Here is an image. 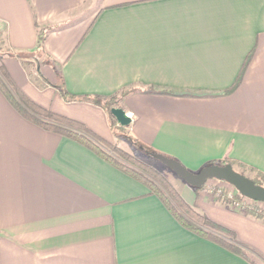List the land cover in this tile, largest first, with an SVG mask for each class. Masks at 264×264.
<instances>
[{"label": "crops", "instance_id": "0c3cea01", "mask_svg": "<svg viewBox=\"0 0 264 264\" xmlns=\"http://www.w3.org/2000/svg\"><path fill=\"white\" fill-rule=\"evenodd\" d=\"M0 30V63L42 106L114 141L108 112L59 86L129 89L119 104L129 136L191 170L230 158L264 173V0H0ZM16 52L35 54L24 55L31 69ZM173 185L264 261V216ZM0 264L254 263L185 227L84 141L25 117L0 88Z\"/></svg>", "mask_w": 264, "mask_h": 264}, {"label": "trees", "instance_id": "16d2710c", "mask_svg": "<svg viewBox=\"0 0 264 264\" xmlns=\"http://www.w3.org/2000/svg\"><path fill=\"white\" fill-rule=\"evenodd\" d=\"M1 34L2 31L0 30V35ZM45 36L46 29L40 28L38 31L36 50L38 54L43 51ZM1 44H3V40L0 36V45ZM16 53L21 58L24 55H35L33 52H30L29 54L20 52ZM239 81L240 78L231 89H233ZM59 87L62 96L66 100H85L102 106L108 112L111 122L115 124H117V120L112 114L111 109L114 106H119L121 99L130 92L129 89H126L117 95H112L109 97L99 94L76 95L70 93L63 85H60ZM0 88L10 100V102L14 105V107L18 109L25 117L47 129L84 141L109 161L130 172L134 176L142 179L154 193L158 194L162 198L175 217L185 227L201 236L225 246L226 248L252 260L254 264H257L256 260L252 258L250 249L235 238V234L232 230L211 219L206 213L200 211L196 205L187 202L162 172L140 161L131 153L103 138L101 135L90 129L82 121L57 113L33 100L27 93H25L20 87L12 82L4 65L1 63ZM117 127L124 128L121 125H118ZM120 134L124 137H127L130 143L135 145L139 150L150 157H152L151 152H158L154 148L142 143L138 139L129 136L127 132H120ZM210 163H231L233 166L240 165V163L230 158L211 160L208 161L207 164ZM241 172L244 173L243 171ZM251 178H253L256 183L264 185V173L255 171ZM242 198H245V196L237 191L233 197H226L225 199L228 201H235ZM249 210L258 216L264 215L263 213L258 212V206H255L253 209ZM259 264L264 263L261 262Z\"/></svg>", "mask_w": 264, "mask_h": 264}, {"label": "water", "instance_id": "95a60500", "mask_svg": "<svg viewBox=\"0 0 264 264\" xmlns=\"http://www.w3.org/2000/svg\"><path fill=\"white\" fill-rule=\"evenodd\" d=\"M111 112L121 126H128L132 122V117L120 106L112 107ZM151 156L171 168L191 186L201 188L209 179H218L233 185L243 196L264 203V185L256 183L253 178L237 170L231 163H210L195 171L164 153L151 152Z\"/></svg>", "mask_w": 264, "mask_h": 264}, {"label": "rangeland", "instance_id": "374dc122", "mask_svg": "<svg viewBox=\"0 0 264 264\" xmlns=\"http://www.w3.org/2000/svg\"><path fill=\"white\" fill-rule=\"evenodd\" d=\"M4 49H6L5 45L3 46V50ZM21 59H22V61L24 60L23 62H25L26 65H29L28 67L31 69V66L29 63H27L26 58L24 56H22ZM32 66L33 67L35 66V68L37 66V68H38V63L37 64L34 63ZM47 82H49V81H47ZM118 125H119L118 122H117V124L111 122L112 130L115 134L114 141L109 140L111 143L116 144L117 146L121 147L125 151H127V152L131 153L132 155H134L135 157H137L140 161H142V162L146 163L147 165H149V166L159 170L160 172H162L172 185H173V181H175L177 179H178V182L183 181V179L177 173H175L171 168L167 167L166 165L161 163L156 158L148 156L147 154H145L144 152L139 150L135 145L130 143L128 141L127 137H124L120 134V132L125 133L126 130L124 128H118L117 127ZM243 172L248 174L249 176L253 175V173H251L246 168L243 169ZM201 189H202V191H201L202 194L208 195L210 198H213L214 200H217V201H225L226 200L225 198L229 197L228 196L229 192L232 191L233 193H236L238 191L230 183H228L226 181L218 180V179H209L207 181V183ZM240 201L243 202V204H244L243 207H245L247 209H253L255 207V205H258V207H259L258 209H261V210H258V212H261L264 214V203L256 204L255 202L248 201L244 198L240 199ZM251 255L254 257V255L252 253H251ZM257 259L259 262L261 261L262 263H264V261L260 257H258Z\"/></svg>", "mask_w": 264, "mask_h": 264}, {"label": "built area", "instance_id": "2783aa9c", "mask_svg": "<svg viewBox=\"0 0 264 264\" xmlns=\"http://www.w3.org/2000/svg\"><path fill=\"white\" fill-rule=\"evenodd\" d=\"M234 194H235V193H233V192L231 191V192L228 193V196H229V197H233ZM244 199H246V200H248V201H251V202H255V201H256V200H253V199H250V198H247V197H245ZM234 202H236V203L239 204V205H244L243 202L240 201V200H235ZM258 202H260V201H258ZM258 202H255V203H256V204L263 203V202H260V203H258ZM255 206H258V205H255ZM258 208H259V207H258ZM258 210H261V209H258Z\"/></svg>", "mask_w": 264, "mask_h": 264}]
</instances>
